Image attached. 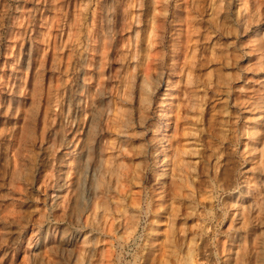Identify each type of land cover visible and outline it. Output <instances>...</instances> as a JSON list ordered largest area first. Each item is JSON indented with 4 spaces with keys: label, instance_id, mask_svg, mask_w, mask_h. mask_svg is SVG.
Here are the masks:
<instances>
[{
    "label": "rangeland",
    "instance_id": "1",
    "mask_svg": "<svg viewBox=\"0 0 264 264\" xmlns=\"http://www.w3.org/2000/svg\"><path fill=\"white\" fill-rule=\"evenodd\" d=\"M0 264H264V0H0Z\"/></svg>",
    "mask_w": 264,
    "mask_h": 264
},
{
    "label": "bare ground",
    "instance_id": "2",
    "mask_svg": "<svg viewBox=\"0 0 264 264\" xmlns=\"http://www.w3.org/2000/svg\"><path fill=\"white\" fill-rule=\"evenodd\" d=\"M167 146H169V144L167 145ZM179 157H180V151L178 150V149H175V154H174V156H173V165H174V163H175V161H178V160H180L179 159ZM166 159V158H165ZM163 162V161H162ZM179 162V161H178ZM177 163V162H176ZM177 165V164H176Z\"/></svg>",
    "mask_w": 264,
    "mask_h": 264
}]
</instances>
